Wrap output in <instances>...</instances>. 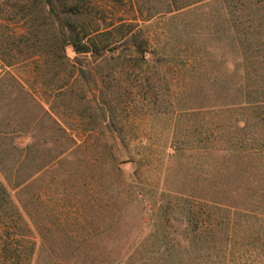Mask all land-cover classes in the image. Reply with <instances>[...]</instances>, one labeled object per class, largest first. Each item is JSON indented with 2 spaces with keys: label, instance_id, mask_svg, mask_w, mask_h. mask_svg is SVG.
<instances>
[{
  "label": "rangeland",
  "instance_id": "1",
  "mask_svg": "<svg viewBox=\"0 0 264 264\" xmlns=\"http://www.w3.org/2000/svg\"><path fill=\"white\" fill-rule=\"evenodd\" d=\"M144 28L165 60L121 67L110 59L99 73L93 61L69 98L74 110L61 109L77 144L20 193L29 229L20 264L171 263L170 243L178 239L186 253L209 212L220 223L224 211L207 199L219 198L222 185L246 198L248 186L259 185L251 181L264 180L249 160L219 151L256 115L234 104L254 91V67L264 66V0H212ZM0 213L8 222L0 239L11 245L7 254L0 248V264H16L9 202ZM233 216L237 237L264 229L259 217ZM256 238L236 239L226 263L264 264V240Z\"/></svg>",
  "mask_w": 264,
  "mask_h": 264
},
{
  "label": "trees",
  "instance_id": "2",
  "mask_svg": "<svg viewBox=\"0 0 264 264\" xmlns=\"http://www.w3.org/2000/svg\"><path fill=\"white\" fill-rule=\"evenodd\" d=\"M209 1L212 0H0V9L8 12L6 17H0V83L7 82L0 99L8 98L11 102L18 87L32 91L47 105L46 111L56 117L59 133L63 132L67 143L65 152H69L77 143L73 129L63 121L61 109L68 106V110H74V101L69 98L78 88L80 78L93 72L90 67L93 61H100L95 68L98 73L102 63L110 59L121 67L127 60L142 65L156 60L162 62L166 54L153 45L144 22ZM11 22L21 23V26L14 29L10 26ZM69 48L75 54L73 58L69 56ZM21 65H25L28 71L16 73L17 77L12 68ZM254 69H258L260 76L253 81V93H237L239 102L234 105L252 107L256 115L250 123L244 122L241 128L243 136L230 137L219 151L238 160H249L259 167V175H264V66ZM100 86L108 85L102 81ZM83 99L91 103L86 93ZM15 124L17 121L9 117L6 126L0 127V210L5 209L7 202L13 209L10 227L15 251L12 255L15 263L20 264L26 255L23 253L26 248L23 242L29 237L21 210L24 200L20 193L26 191L36 173L57 160L42 162L38 159L32 163L30 150H39L40 147L31 142L34 137L28 134V127L17 129ZM263 181H251L253 185H259L248 186L250 190L246 198L235 194L242 189L234 190L231 195L230 190L222 185L219 198L207 199L208 207L217 205L220 211H224L220 215V223L209 221L213 215L209 212L208 219L202 223L204 227H198L194 239L189 245H184L186 253L182 252L178 239L170 243V248L164 252L171 262L168 264H227L228 258L233 257L230 247L236 245V239L245 240L257 235L256 240L262 242L263 228L258 231L246 229L237 237L232 215L259 217L264 223ZM13 190L18 203L13 200ZM190 223L187 221V224ZM7 224L0 213V226L6 229ZM4 229L0 228V232ZM190 246H194V255L189 254ZM0 248L3 250L1 253L7 254L11 245L7 240L0 239ZM29 250L32 252L33 247ZM112 264L117 263L114 260Z\"/></svg>",
  "mask_w": 264,
  "mask_h": 264
},
{
  "label": "crops",
  "instance_id": "3",
  "mask_svg": "<svg viewBox=\"0 0 264 264\" xmlns=\"http://www.w3.org/2000/svg\"><path fill=\"white\" fill-rule=\"evenodd\" d=\"M13 74L19 77L16 73L13 72ZM6 86L7 82L1 81L0 95L4 92ZM8 101V98L0 99V127L6 126L9 117L17 121V124L14 125L17 129L28 127V134L34 137L31 142L38 144L40 147L39 150L38 148L30 150L32 163L38 159L42 162L50 160H57L58 162L68 153L65 152L67 143L64 140L63 132L59 133V126L55 123L56 117L46 111L48 110L47 105L32 91L28 88L18 87L11 102ZM52 163H48L46 169L36 173L35 176L41 175L55 165V163Z\"/></svg>",
  "mask_w": 264,
  "mask_h": 264
}]
</instances>
